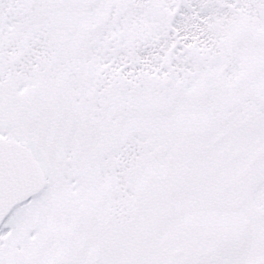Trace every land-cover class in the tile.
Returning <instances> with one entry per match:
<instances>
[{
    "label": "snow or ice",
    "instance_id": "obj_1",
    "mask_svg": "<svg viewBox=\"0 0 264 264\" xmlns=\"http://www.w3.org/2000/svg\"><path fill=\"white\" fill-rule=\"evenodd\" d=\"M0 264H264V0H0Z\"/></svg>",
    "mask_w": 264,
    "mask_h": 264
}]
</instances>
